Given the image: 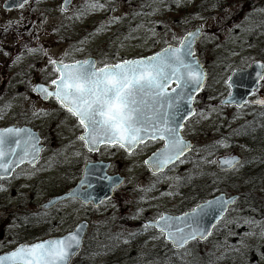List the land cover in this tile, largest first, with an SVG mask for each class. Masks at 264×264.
Returning a JSON list of instances; mask_svg holds the SVG:
<instances>
[{
  "label": "rangeland",
  "instance_id": "obj_1",
  "mask_svg": "<svg viewBox=\"0 0 264 264\" xmlns=\"http://www.w3.org/2000/svg\"><path fill=\"white\" fill-rule=\"evenodd\" d=\"M5 1L0 0V128L28 123L48 138L35 167L20 168L0 184V252L62 235L86 219L90 230L74 264H264V152L259 156L244 143L232 148L224 139L257 112L219 105L231 69L264 59V0H254L252 8L251 0H222V5L213 0H99L104 7L97 9L88 6L90 0H72L63 11L64 0H29L22 9L9 11L3 9ZM197 27L204 33L198 54L210 74L197 96V113L183 131L195 141L194 151L183 160L185 179L178 167L152 176L143 163L144 149L128 156L118 147H105L98 160L111 163L110 174L126 177L113 199L97 208L71 201L49 213L40 210L39 204L78 181L82 165L92 159L71 114L31 93L35 82L55 78L49 59L72 62L90 55L102 66L147 56L166 46L165 41L177 45ZM229 151L240 154L242 164L220 172L216 159ZM194 173L196 178L189 177ZM220 192L241 198L199 245L192 242L175 251L161 233L144 228L148 219L184 212Z\"/></svg>",
  "mask_w": 264,
  "mask_h": 264
},
{
  "label": "snow or ice",
  "instance_id": "obj_2",
  "mask_svg": "<svg viewBox=\"0 0 264 264\" xmlns=\"http://www.w3.org/2000/svg\"><path fill=\"white\" fill-rule=\"evenodd\" d=\"M28 2L29 0H11L5 7L22 9ZM69 2L70 0H65L62 11L67 9ZM88 6L92 9L104 7L99 4V0H90ZM260 11L264 12V9ZM149 31L154 32L152 29ZM203 34V29L197 28L186 32L179 38L176 46L165 41L167 46L152 55L119 59L114 63L104 62L100 67L90 58L73 60L71 63H65L63 59H49V64L53 65L56 73L55 78L49 81L52 87L49 89L41 84L33 91L39 90L45 99L54 97L62 108L76 118L83 129L78 139L89 152L98 151L99 145H108L132 153L138 146L147 147L148 143L162 141V147L144 161L155 172H161L169 165L174 167L177 161L183 163L180 158L191 147L185 141L181 129L185 127L184 121L195 111L191 108L194 93L204 87L205 74L195 59L193 48L197 37ZM253 65L256 69L255 87L251 92L254 94L264 81V61L252 60L248 67ZM244 70L231 69L233 75L224 80L225 85L235 87V74ZM229 103H236L237 106L247 103L264 106V98L251 101L242 98L237 101L232 92H229L221 100V104ZM26 132L29 130L17 127L0 129V173L7 174L14 165L24 163L26 159L29 163H35L39 148L31 135L27 139L21 138V134ZM22 142L25 148L22 155H17L16 148H20ZM13 144L15 148L12 147ZM11 156L17 158L10 159ZM232 159L235 160L234 157ZM225 163L231 161L226 160ZM88 172L86 167L80 186L69 193L71 199L79 200L84 205L93 201L91 194L83 187L85 184L92 187ZM102 179L112 181L113 178L105 175ZM112 187H115L114 182ZM230 202L222 198L204 201L180 217L160 214L157 220L145 224L144 228H158L166 240L180 248L197 237L204 238L205 230L199 224L206 210L219 205L222 214L227 210L225 205ZM220 218L217 216L218 220ZM82 227L83 225H78L76 230L69 231L58 239L21 244L0 255V264H71L74 249L81 244L79 230Z\"/></svg>",
  "mask_w": 264,
  "mask_h": 264
},
{
  "label": "water",
  "instance_id": "obj_3",
  "mask_svg": "<svg viewBox=\"0 0 264 264\" xmlns=\"http://www.w3.org/2000/svg\"><path fill=\"white\" fill-rule=\"evenodd\" d=\"M6 3H11V0H7L5 2V4L3 5V9H5V10L16 9V8H11V7L10 8H6L5 7ZM64 3H65V0L62 3V5H64ZM70 3H71V0L69 2L68 6L70 5ZM68 6H67V9L69 8ZM194 30H191V31H194ZM200 37L201 36H198L196 40H198ZM194 45H193V48H194ZM194 53H195V50H194ZM89 58L97 62V59H94L93 57H87L86 59H89ZM195 59L198 61V57L197 56H195ZM199 66H200V68L203 70V72L205 74V69L203 68V66L200 63H199ZM255 71H256V69H255V66L253 65V66L247 68L246 70H244V71H242V72H240L238 74H235V76H234L235 87L230 88V90H231L233 96L235 97V99L237 101L241 100L242 98L244 100H247L248 97H250L252 95L251 90L255 87V85H254ZM232 75H233V73H232ZM205 79H206V75H204V82H205ZM37 85H41V84H37ZM37 85H35L34 88ZM43 85H45L46 87H48L50 89V87L48 85H46V84H43ZM201 90L196 92V93H194V97L197 94H199L201 92ZM33 92L36 93L43 102L49 100L50 98H54V97H49L48 99H45L43 94L39 90H36V91H33ZM259 98H264V96L263 97H259ZM193 102H194V100L191 103V108L195 110V108L193 107ZM227 105L228 106H232V105L237 106L236 103H229ZM252 105H255V104H252ZM224 106H226V105H224ZM242 106H243V104L241 106H238V107H242ZM256 106H261V105H256ZM185 107L186 108L188 107V104H187L186 101H185ZM262 107H264V106H262ZM194 114H195V111H194L193 115ZM192 116H190V117H192ZM8 127H17V126L12 125V126H8ZM8 127H4V128H8ZM17 128H22V129H28L29 130V132L21 134V138L22 139H27V137L29 135H31L32 137L35 138V142L37 143V147L39 148L37 159L35 161V163H36L37 160L40 158L39 154L41 153V151L44 148V146L41 144V141H42L41 137L38 136V132L37 131H34L32 128H30L28 126L17 127ZM185 141L192 147V142L190 140H185ZM100 146H102V145L98 146V150H99ZM12 147L15 148V144H13ZM24 148H25V144L22 142L20 148H16L17 155H22ZM189 151H190V149L188 151H186L184 155H186V153L189 152ZM95 152H97V151H95ZM95 152H92V153H95ZM233 157L235 158V160L232 159ZM9 158L10 159H16L17 156H11ZM226 160L227 161H231V163H225ZM240 162H241L240 156L238 157L235 154H231L229 156H224V157H219L218 158V166H217V168H218V170L229 171L230 169H232L235 166H237L238 164H240ZM35 163L34 164L33 163H29L28 160L26 159L24 163H18L17 165H14L11 169H9V172L7 174L0 173V179H6V178L10 177L12 175V173L16 170V168L19 167V166H22V165H25V164L26 165L29 164L30 166H34ZM148 166L150 167L152 173H155V171L151 168V166L150 165H148ZM86 167H87V169H89L88 180L90 181L92 187L89 188L87 184H85L83 187L93 197V201H92L91 204H92V206L96 207L97 205H99L103 201L109 200V199H111L113 197L114 190L118 189V188H120L122 186L123 181H124V177H121L118 174H115V175H112V176L108 175L107 174V170L109 169L110 164L107 163V162H103V161H101V162H99V161H97V162H91V161L87 162L84 165L83 173H82L81 177L84 175ZM105 175L112 177L113 178L112 181H109L107 179H102V177H104ZM113 182L115 183V187H112ZM79 186H80V181L75 186L72 187L71 191L77 189ZM71 191H69L68 193L62 194L60 196L50 198L49 202H47L45 204H42L40 207L45 209V210H49L54 205L60 203V201H63V200H66V199H71L69 197V193ZM105 197H107V199H105ZM220 198H222L223 200H230L231 201L229 204L225 205V208L228 210L233 204H235L236 200L238 199V195L232 194L229 197H227L225 193L221 192L220 194L209 198V200H215V199H220ZM206 201H208V200H206ZM199 204H203V202H200ZM226 211H224L221 214V210H220V206L219 205H214L211 209L206 210V214H204L202 216V218L200 220V224H199V227L201 229L205 230L204 238L201 239V238L197 237V239H195V240L199 241V242L206 240L211 235V232H212L214 226H216L217 223L221 220V218L227 213ZM166 215H170V214H166ZM171 216H173V215H171ZM180 216H182V214H180V215H178L176 217H180ZM217 216H220L221 218L218 220ZM150 222L151 221H148L146 224H149ZM174 223H178V222H174ZM78 225H83V227L79 230V234L81 236V244H80L79 248L74 249V255L71 257V264L73 263L72 261L74 260V258L81 252V248H82L83 242H84L83 239H84V236L86 235V233L88 231L87 229L89 227V223L87 221L83 220L82 222L77 224L72 229V231L76 230ZM180 226L183 227L182 224ZM150 228H153L157 232H159L158 228H155V227H150ZM63 236L64 235H62V237ZM58 238H61V237H51L49 239H58ZM45 240H48V239H45ZM195 240H190L188 242V244L191 241H195ZM41 241H44V240H41ZM41 241H38V242H41ZM166 241L168 243H170L171 247H173L176 250H180L181 248L185 247V246H183V247L177 248V247H174L169 240H166ZM34 243H37V242H34ZM9 251H11V250H9ZM5 253L6 252L0 253V255H4Z\"/></svg>",
  "mask_w": 264,
  "mask_h": 264
},
{
  "label": "trees",
  "instance_id": "obj_4",
  "mask_svg": "<svg viewBox=\"0 0 264 264\" xmlns=\"http://www.w3.org/2000/svg\"><path fill=\"white\" fill-rule=\"evenodd\" d=\"M217 3L219 5H222V0H213V2ZM254 0H251L248 5L253 6ZM226 3V1H224ZM231 142V144H241L244 143L245 147L251 149L252 151H257V154L264 152V111H261L257 116L246 122L245 124L238 125L237 128H235L231 134L228 135V138ZM212 154L214 152L212 151ZM260 156V155H259ZM260 158V157H259ZM256 159V162L259 163L261 159ZM199 162V160L197 159ZM208 175V172H205ZM193 175V176H192ZM196 175L198 174H191L190 177L196 178ZM208 178V176L206 177ZM197 192L199 194V197H204L205 194L201 193V190L196 187ZM241 198V196H240ZM199 245V243H197ZM78 258L74 259V263L77 261ZM82 264H90L88 262L82 263ZM181 264H187V262H182Z\"/></svg>",
  "mask_w": 264,
  "mask_h": 264
},
{
  "label": "flooded vegetation",
  "instance_id": "obj_5",
  "mask_svg": "<svg viewBox=\"0 0 264 264\" xmlns=\"http://www.w3.org/2000/svg\"><path fill=\"white\" fill-rule=\"evenodd\" d=\"M209 70H210V69H209ZM263 87H264V81H262L261 89H259V91L256 93L257 95H262V93L264 92V91H263V90H264ZM262 89H263V90H262ZM64 112L66 113V111H64ZM25 124L29 125L28 123H25ZM25 124H24V123H21L20 126H24ZM33 128H34L35 130L38 131L39 135L43 138V141L45 142V140H47L48 136L45 137L46 134H45L44 132H41L39 126H36V127H33ZM162 144H163V142L161 141V142H155V143H148V146H147V147L138 146L136 149L133 150V152H132L131 154H129V153H125L124 150H121V151H123V153H124L125 155L133 156L134 154H138V153H140V151L144 149V152H146V153H145V157H144V159H143V163H144V160H145L147 157L151 156L152 153L155 152L157 149H159L160 147H162ZM101 150H102V149H101ZM101 150L97 153L96 156H93L92 159H94V160H98V156H99V153L101 152ZM180 159L183 160V157H181ZM27 167H28V166H27ZM27 167H25V168H27ZM146 167H147V166H146ZM176 167H178L177 169H180V171L182 172V176H183L184 179H185L184 161H183V163L177 161V162L175 163V166H174V167L171 166V165H169V166H167V167L165 168L164 171H161V172H159V173H155V174L151 173L150 170L148 169V167H147V171H148V173H150V174H151L152 176H154V177H155V176H163V175H166V173H170V171L174 170ZM6 182H8L7 179H6V180H0V183H1V184H6ZM183 182H184V185L186 186V182H185V180H184ZM70 187H71V186H70ZM70 187H69V189L63 190L61 193H63V192H67L68 190H70ZM71 201H73V200H71ZM71 201L68 200V201L63 202L62 204H64V203H70ZM74 202H77V201H74ZM60 206H61V205H60ZM58 207H59V206H58ZM87 207L90 208V206H87ZM70 230H71V229H70ZM67 232H68V231H67Z\"/></svg>",
  "mask_w": 264,
  "mask_h": 264
}]
</instances>
